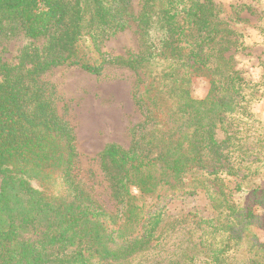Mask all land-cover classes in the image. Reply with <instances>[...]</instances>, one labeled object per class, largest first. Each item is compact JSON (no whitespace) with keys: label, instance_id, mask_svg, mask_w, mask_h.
Listing matches in <instances>:
<instances>
[{"label":"trees","instance_id":"1","mask_svg":"<svg viewBox=\"0 0 264 264\" xmlns=\"http://www.w3.org/2000/svg\"><path fill=\"white\" fill-rule=\"evenodd\" d=\"M243 8L139 0L133 13L128 0H0V32L15 22L29 38L48 37L30 74L126 68L142 118L127 148L108 144L99 156L113 202L106 210L74 177L72 136L50 103L0 68V264H264L252 231L262 225L253 206L264 205V190L216 138L233 113L254 118L249 81L224 56L242 34ZM132 22L137 51L99 48ZM197 77L208 83L201 99L191 95ZM193 194L205 196L204 207L163 203Z\"/></svg>","mask_w":264,"mask_h":264},{"label":"rangeland","instance_id":"2","mask_svg":"<svg viewBox=\"0 0 264 264\" xmlns=\"http://www.w3.org/2000/svg\"><path fill=\"white\" fill-rule=\"evenodd\" d=\"M139 0H128L131 12L138 10ZM217 4H243L242 20L237 34L238 43L224 56L234 70L249 81L254 118L235 112L225 124L216 129V138L223 142L220 150L231 164L257 172L251 186L264 190V0H214ZM259 28L263 32H259ZM130 27L98 43L111 54L133 53L140 48L138 31ZM48 37L29 38L9 22L0 32V68H8L11 76L18 75L23 87L39 90L41 99L48 101L60 122L72 136L76 153L74 177L106 210L113 209L109 183L99 167V156L108 144L127 148L131 129L141 120L132 93L136 83L133 72L117 66H105L99 75L87 73L77 67H52L39 74H30L37 60L42 59ZM235 48V49H234ZM38 52L35 58L32 53ZM0 70V82L4 75ZM34 72V71H32ZM208 83L203 77L194 78L191 95L203 98ZM240 170L241 172L244 171ZM244 197V195L242 196ZM205 196L193 194L180 198L168 197L163 203L171 211L204 207ZM254 213L262 217V225L253 227L257 240L264 243V205H254Z\"/></svg>","mask_w":264,"mask_h":264}]
</instances>
